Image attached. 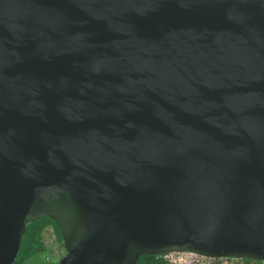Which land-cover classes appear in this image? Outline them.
<instances>
[{"label": "water", "instance_id": "1", "mask_svg": "<svg viewBox=\"0 0 264 264\" xmlns=\"http://www.w3.org/2000/svg\"><path fill=\"white\" fill-rule=\"evenodd\" d=\"M264 262V0H0V264Z\"/></svg>", "mask_w": 264, "mask_h": 264}, {"label": "trees", "instance_id": "2", "mask_svg": "<svg viewBox=\"0 0 264 264\" xmlns=\"http://www.w3.org/2000/svg\"><path fill=\"white\" fill-rule=\"evenodd\" d=\"M48 227L54 228L56 243L60 245V247L65 251L66 254L65 245L56 224L50 218H44L29 223L27 225L26 232L22 239L18 256L13 264H23L24 261H29L34 257H37L38 254H44V253L46 254V252H49V249L46 247L43 241V233ZM63 257L64 255L61 256L60 259H62ZM246 261L248 263L249 262L252 263L251 260L243 259V262ZM53 263L58 264L59 262L53 261ZM136 264H167V263L161 260L160 256L158 255H146V256H141L137 260Z\"/></svg>", "mask_w": 264, "mask_h": 264}, {"label": "built area", "instance_id": "3", "mask_svg": "<svg viewBox=\"0 0 264 264\" xmlns=\"http://www.w3.org/2000/svg\"><path fill=\"white\" fill-rule=\"evenodd\" d=\"M160 258L168 264H247L239 260L214 259L190 252H171L161 255Z\"/></svg>", "mask_w": 264, "mask_h": 264}, {"label": "rangeland", "instance_id": "4", "mask_svg": "<svg viewBox=\"0 0 264 264\" xmlns=\"http://www.w3.org/2000/svg\"><path fill=\"white\" fill-rule=\"evenodd\" d=\"M43 241L49 252L46 254H38L37 257L29 261H24L23 264H56L53 261L61 260L60 257L65 255V251L56 243L53 227H48L43 233Z\"/></svg>", "mask_w": 264, "mask_h": 264}, {"label": "clouds", "instance_id": "5", "mask_svg": "<svg viewBox=\"0 0 264 264\" xmlns=\"http://www.w3.org/2000/svg\"><path fill=\"white\" fill-rule=\"evenodd\" d=\"M163 255V254H162ZM158 256H161V255H158ZM222 259H226V258H222ZM162 260V259H161ZM227 260H239V261H243V259H227ZM165 262V261H164ZM245 263H247V264H256V263H258V264H260V263H262V264H264V262H255V261H252V263L251 262H245ZM168 264V263H167Z\"/></svg>", "mask_w": 264, "mask_h": 264}]
</instances>
